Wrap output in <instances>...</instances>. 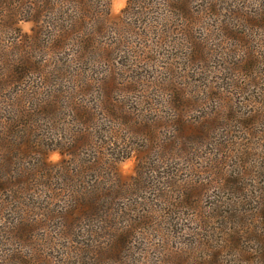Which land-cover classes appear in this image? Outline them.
<instances>
[{"label": "rangeland", "instance_id": "rangeland-1", "mask_svg": "<svg viewBox=\"0 0 264 264\" xmlns=\"http://www.w3.org/2000/svg\"><path fill=\"white\" fill-rule=\"evenodd\" d=\"M77 5L0 0V264H264V0Z\"/></svg>", "mask_w": 264, "mask_h": 264}, {"label": "trees", "instance_id": "trees-1", "mask_svg": "<svg viewBox=\"0 0 264 264\" xmlns=\"http://www.w3.org/2000/svg\"><path fill=\"white\" fill-rule=\"evenodd\" d=\"M77 1H78V5H79V4H81V1H82V0H77ZM78 5L76 6V9L78 8ZM171 5H172V4H171ZM71 19H73L72 16L67 15L66 17H64V18L62 19V21H63V22H70V23L78 22L77 20L71 21ZM77 19L79 20L80 17L77 18ZM73 28H74V27H73ZM73 28H72V30H71L70 32L73 31ZM65 37H66L65 39L69 38V36H65ZM93 43H94V42H93V39H89V41H88L87 44H89V45L91 46ZM4 179L7 180V178H4ZM4 179L2 178V174H1V175H0V188H4L5 185L7 184L6 182L3 181ZM11 189H12V192H13V188H11ZM17 192H20V191L17 190Z\"/></svg>", "mask_w": 264, "mask_h": 264}]
</instances>
